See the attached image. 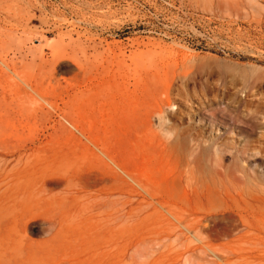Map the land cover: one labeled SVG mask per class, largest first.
<instances>
[{"label": "rangeland", "instance_id": "obj_1", "mask_svg": "<svg viewBox=\"0 0 264 264\" xmlns=\"http://www.w3.org/2000/svg\"><path fill=\"white\" fill-rule=\"evenodd\" d=\"M0 129V264H264V0H0Z\"/></svg>", "mask_w": 264, "mask_h": 264}, {"label": "bare ground", "instance_id": "obj_2", "mask_svg": "<svg viewBox=\"0 0 264 264\" xmlns=\"http://www.w3.org/2000/svg\"><path fill=\"white\" fill-rule=\"evenodd\" d=\"M59 55H60V51H59V50H57V49L52 50V56H51V57H52V60L56 61ZM49 75H50V74H49ZM29 87H30V86H29ZM30 88H31V87H30ZM40 88H41V87H40ZM116 89H118V88H116ZM37 90H38V89H37ZM39 90H40V89H39ZM40 91H41V90H40ZM128 91H129V90H128ZM176 91H177V90H176ZM170 92H171V94H172L173 91H170ZM36 93L38 94L40 100H41L44 104L48 105V107H50V108H52V109H56V107H57L58 104H57V101H56L53 97H49L48 95H44V94L42 93V91H41V92H38V91H37ZM119 93H120V92H119ZM129 93L133 94L131 91H130ZM129 93H128V94H129ZM177 93H178V91H177ZM177 93H176V94H177ZM128 94H127V95H128ZM111 95H112V94H111ZM124 95H125V94H124ZM124 95H123V97H126V96H124ZM119 96H120V95H119ZM119 96H117V97H119ZM128 96H129V95H128ZM128 96H127V97H128ZM131 96H132V95H131ZM114 97H116V96H114ZM120 97H121V96H120ZM129 97H130V96H129ZM164 97H165V96H164ZM165 98H166V97H165ZM119 99H120V98H119ZM111 100H112V98H111ZM120 100H123V99H120ZM164 100H165V99H164ZM171 100H172V99H171ZM103 101L105 102V100H103ZM173 101H174V100H173ZM106 102H107V101H106ZM106 102H105V103H106ZM123 102H124V101H123ZM121 103H122V102H121ZM162 103H163V102H162ZM162 103H161V104H162ZM173 103H174V102H173ZM173 103H172V104H173ZM107 104H108V103H107ZM126 104H127V103H126ZM167 105H168V104H167ZM233 105H234V104H233ZM38 106H39V105H38ZM105 106H106V105H105ZM114 106H115V105H114ZM118 106H119V105H118ZM129 106H131V105H129ZM39 107H40V106H39ZM100 107H101V106H100ZM110 107H111V106H110ZM121 107H122V106H121ZM169 107H170V106H169ZM171 107H172V105H171ZM171 107H170V108H171ZM206 107H207V106H206ZM108 108H109V107H108ZM118 108H120V107H117V109H118ZM125 108H126V107H125ZM125 108H124V109H125ZM162 108H163V107H162ZM106 109H107V108H106ZM103 110H104V109H103ZM48 111H49V110H48ZM52 111H53V110H52ZM65 111H67V113H65V114L62 113V114H63L62 117H63V119L69 124V126H70V127L76 132V133H78L80 136H82V137L86 140V142L90 143V144L93 146V148L95 147L97 150H99V151L101 152V153H100V152H99V153H100L101 155H103V156H104L109 162H112V163H114V164H115L116 162H121V161H120V158L118 157V155H117L115 152L111 151V150L109 149L108 145L106 144V142H108L109 140L107 141L106 138H102V137L100 136V134L103 133V132H101V133L99 134L98 130L94 127L93 124H92V125H91V124H89V125L87 124V122L85 121L84 117H82V115L84 114L83 112H82L83 114L81 113L82 115L80 116V115H79L77 112H75V111H71V110H69V112H68V110H65ZM108 111H110V110H108ZM112 111H113V110H112ZM118 111H119V110H118ZM120 111H121V110H120ZM56 112H57V111H56ZM61 112H63V111H61ZM79 112H80V111H79ZM156 112H158V111H156ZM231 112H232V111H231ZM85 113H86V112H85ZM118 113H119V112H118ZM158 113H159V112H158ZM54 114H55V113H54ZM100 115H101V114H100ZM116 115H117V114H116ZM116 115H115V116H116ZM123 115H124V113H123ZM123 115H122V116H123ZM236 115H237V114H236ZM236 115H235V116H236ZM55 116H57V115H55ZM110 116H111V115H110ZM117 116H120V115H117ZM103 117H104V116H103ZM112 117H113V114H112ZM120 117H121V116H120ZM125 117H126V116H125ZM59 118H61V117H59ZM160 118H161V117H160ZM63 119H62V120H63ZM165 119H166V118H165ZM64 120H63V121H64ZM102 120H103V119H102ZM107 120H108L109 123H111V124H107V126L110 127V129L112 130V128H111L110 125L114 124V121H115L116 119L110 117L109 119L107 118ZM161 122L164 123L163 120H161ZM165 122H166V120H165ZM162 123H161V124H162ZM99 124H101V123H99ZM167 124H168V123H167ZM167 124H165V126H166ZM59 126H60V125H59ZM63 126H64V125H62V127H63ZM170 126H172V125H170ZM170 126L168 125V127H170ZM62 127H59V128H62ZM104 127H105V125H104ZM112 127H113V126H112ZM166 127H167V126H166ZM113 128H114V127H113ZM170 128H171V127H170ZM170 128H169V129H170ZM172 128H174V127H172ZM166 129H168V128H166ZM0 130H1V129H0ZM63 130H64V129H63ZM66 130H67V128H66ZM66 130H65V132H66ZM171 130H172V129H171ZM174 130H175V128H174ZM1 131H2V130H1ZM74 131H73V132H74ZM103 131H105V130H103ZM107 131H108V129H107ZM61 132H62V130H61ZM105 132H106V131H105ZM105 132H104V133H105ZM166 132H167V131H166ZM168 132H169V130H168ZM168 132H167V133H168ZM70 133H71V132H70ZM167 133H166V135H167ZM169 133H170V132H169ZM57 134H58V133H57ZM61 134H62V133H61ZM63 134L65 135V133H63ZM68 134H69V132H68ZM106 134H107V133H106ZM110 134H111V131H110ZM110 134H109V135H110ZM170 134H171V133H170ZM170 134H168V135H170ZM111 135H112V134H111ZM170 136H172V134H171ZM170 136H169V137H170ZM63 137H64V136H63ZM66 137H67V136H66ZM68 137H69V136H68ZM71 137H72V136H71ZM69 138H70V137H69ZM167 138H168V137H167ZM72 139L75 140V138H72ZM168 139H169V138H168ZM68 140H69V139H68ZM74 140H72V141H74ZM192 141H193V143H194V140H192ZM192 141H191L190 143H192ZM80 143H81V142H80ZM200 143H201V142H200ZM196 145H198V144H196ZM196 145H195V147L197 148ZM199 145H200V144H199ZM202 145H203V144H202ZM189 146H191V145L189 144ZM246 147H247V146H246ZM167 148H168V145H167ZM203 148H204V147H203ZM96 149H95V150H96ZM113 149H114V147H113ZM164 149H165V148H164ZM197 149H198V148H197ZM243 149H244V148H243ZM247 149H248V148H247ZM245 150H246V149H245ZM249 150H250V149H249ZM195 151L198 152V150H195ZM242 152H243V151H242ZM246 152H247V151H246ZM251 152H252V151H251ZM193 153H194V152H193ZM119 154H120V153H119ZM243 154H244V153H243ZM246 154H247V153H246ZM248 154H249V153H248ZM250 154H251V153H250ZM260 154H262V153H260ZM194 155H196V154H193V156H194ZM255 156H256V155H255ZM261 156H263V155H261ZM96 157H97V156H96ZM122 157H123V156H122ZM177 157H178V155H177ZM201 157H202V156H201ZM248 157H249V156H248ZM183 158H184V157H183ZM185 158H186V157H185ZM121 159H122V158H121ZM178 159H179V158H178ZM99 160H100V159H99ZM123 160H126V159H123ZM178 161H179V160H177L176 162L179 163ZM102 162H103V161H102ZM126 162H127V160H126ZM126 162H123V163L125 164ZM130 162H131V161H130ZM199 162H200V161H199ZM0 163H1V162H0ZM187 163H188V162H187ZM1 164H2V163H1ZM6 164H8V163H6ZM114 164H113V165H114ZM116 164H117V163H116ZM180 164H181V163H180ZM180 164H178V165H180ZM202 164H203V163L201 162V166H202ZM118 165L121 166L120 164H118ZM188 165H189V164H188ZM218 165H219V164H217V166H218ZM108 166H109V165H108ZM119 166H118V167H119ZM125 166H126V164H125ZM176 166H177V165H176ZM219 166H220V165H219ZM4 167H5V166H4ZM105 167H106V166H105ZM109 167H110V166H109ZM135 167H136V166H135ZM177 167H178V166H177ZM182 167H183V166H182ZM193 167H195V166H193ZM198 167H200L199 164H198L197 168H198ZM106 168H107V167H106ZM115 168H116V165H115ZM132 168H133V167H132ZM204 168H206V167L204 166ZM220 168H221V167H220ZM235 168H236V167H235ZM243 168H244V166H243ZM120 169H121V167H120ZM130 169H131V168H130ZM180 169L182 170V168H180ZM187 169H188V168H187ZM200 169L203 170L202 168H200ZM200 169H199V171L197 170L199 173L201 172ZM109 170H111V169H109ZM113 170H114V169H113ZM128 170H129V169H128ZM131 170H132V169H131ZM134 170H135V169H134ZM176 170H177V169H175V170H173V171H176ZM205 170H206V169H205ZM217 170H218V173H217ZM235 170H236V169H235ZM11 171H12V170H11ZM120 171H121V170H120ZM125 171H126V170H125ZM138 171H140V170H138ZM179 171H180V170H179ZM179 171H178V172H179ZM197 171H195V172H197ZM203 171H204V170H203ZM215 171H216V173H215L216 176H219L218 174H219V173H220V174L222 173V172L219 171V169H216ZM239 171H240V170H239ZM239 171H238V172H239ZM245 171H246V169H245ZM245 171H244V172H245ZM111 172H112V170H111ZM131 172H132V171H131ZM135 172H136V170H135ZM178 172H177V173H178ZM182 172H183V171H182ZM205 172H206V171H205ZM207 172H209V171L207 170ZM207 172H206V174H207ZM211 172H212V170H211ZM233 172H234V169H233ZM233 172H231V173H233ZM242 172H243V171H242ZM115 173H117V172L115 171ZM127 173H128V172H127ZM132 173H133V172H132ZM137 173H138V172H137ZM140 173H141V171H140ZM180 173H181V171H180ZM180 173H179V174H180ZM186 173H187V171H186ZM199 173H198V174H199ZM202 173H203V172H202ZM246 173H247V172H246ZM106 174H107V173H106ZM113 174H114V173H113ZM125 174H126V173H125ZM171 174H172V172H171ZM182 174H183V173H182ZM203 174H204V173H203ZM203 174H202V175H203ZM208 174H212V173H208ZM215 174H214V176H215ZM237 174H238V173H237ZM239 174H240V172H239ZM243 174H244V173H243ZM104 175H105V174H104ZM110 175H111V174H110ZM110 175H107V176H110ZM169 175H170V174H169ZM172 175H173V174H172ZM180 175H181V174H180ZM195 175H196V174H195ZM195 175H194V176H195ZM202 175H201V177H202ZM233 175H235V174L233 173ZM233 175H232V177H234ZM240 175H242V174H240ZM247 175H248V174H247ZM247 175H245V176H247ZM123 176H125V175L123 174ZM137 176L139 177V175H137ZM173 176H174V175H173ZM173 176H171V177H173ZM182 176H183V175H181V177H182ZM206 176H207V175H206ZM221 176H222V175H221ZM224 176H226V174H225ZM248 176H249V175H248ZM113 177L116 178V177H115V174H114ZM125 177H126V176H125ZM169 177H170V176H169ZM171 177H170V178H171ZM188 177H189V176H188ZM188 177H186V178H188ZM195 177H196V176H195ZM222 177H223V176H222ZM229 177H230V176H229ZM229 177H228V178H229ZM249 177H250V176H249ZM117 178H118V177H117ZM117 178H116V179H117ZM140 178H141V176H140ZM170 178H169V179H170ZM177 178H178V177H177ZM183 178H184V177H183ZM207 178H208V177H207ZM218 178H220V176H219ZM246 178H247V177H246ZM251 178H252V177H251ZM173 179H175V178L173 177ZM178 179H179V178H178ZM180 179H181V178H180ZM180 179H179V180H180ZM190 179H191V178H190ZM215 179H216V177H215ZM238 179H239V178L237 177L236 181H234V182H237ZM240 179H241V178H240ZM243 179H244V178H243ZM146 180H147V179H146ZM176 180H177V179H176ZM209 180H210V179H209ZM226 180H227V179H226ZM226 180H225V181H226ZM230 180L232 181V180H235V179H232V178H231ZM245 180H247V179H245ZM248 180H250V179H248ZM252 180H253V179H252ZM252 180H250V181H252ZM256 180H257V179H256ZM134 181H135V180H134ZM138 181H139V180H138ZM140 181H141V180H140ZM168 181H169V180H168ZM172 181H173V180H172ZM187 181H188V180H187ZM216 181H217V180H216ZM222 181H223V180H222ZM163 182H164V181H163ZM175 182H176V181H174V183H175ZM226 182H227V181H226ZM234 182H232V183H234ZM243 182H244V181H243ZM247 182H249V181H247ZM252 182H255V181H252ZM260 182H261V181H260ZM132 183H133V182H132ZM134 183H135V182H134ZM143 183H144V182H143ZM167 183L169 184V182H167ZM171 183H172V182H171ZM177 183H179V182H177ZM183 183H184V182H183ZM230 183H231V182H230ZM232 183H231V184H232ZM244 183H245V182H244ZM249 183H251V182H249ZM249 183H248V184H249ZM261 183H262V182H261ZM168 184H167V185H168ZM191 184H192V183H191ZM262 184H263V183H262ZM171 185H173V184H171ZM177 185H178V184H177ZM180 185L182 186V184H180ZM186 185H187V184H186ZM224 185L226 186L225 183H224ZM233 185H234V184H233ZM233 185H232V186H233ZM243 185H244V184H243ZM255 185H256V184H255ZM263 185H264V184H263ZM173 186H174V185H173ZM228 186H229V185H228ZM235 186H238V185L235 184ZM249 186H250V185H249ZM257 186H258V188H259V185H257ZM168 187H169V185H168ZM183 187H184V186H183ZM183 187H182V188H183ZM185 187H186V186H185ZM185 187H184V188H185ZM239 187H240V186H239ZM239 187H238V188H239ZM241 187H242V186H241ZM250 187H251V188H254L253 185H251ZM263 187H264V186H263ZM171 188H172V186L170 187V189H171ZM174 188H175V187H174ZM174 188H173V189H174ZM176 188H177V187H176ZM182 188H180V189H182ZM188 188H189V187H188ZM225 188H226V187H225ZM243 188H244V187H243ZM243 188H242V189H243ZM166 189H167V188H166ZM166 189H165V190H166ZM170 189H169V190H170ZM227 189H228V188H227ZM246 189H247V188H246ZM246 189H245V190H246ZM256 189H257V187H256ZM148 190H149V188H148ZM171 190H172V189H171ZM174 190H175V189H174ZM177 190H178V188H177ZM184 190H185V189H184ZM218 190H219V189H218ZM236 190H237V189H236ZM239 190H240V189H239ZM239 190H238V191H239ZM243 190H244V189H243ZM248 190H252V189H248ZM259 190H261V189L259 188ZM166 191H167V190H166ZM179 191H180V190H178V193H179ZM182 191H183V190H182ZM212 191H213V190H212ZM253 191H254V190H253ZM263 191H264V190H263ZM173 192H174V191H173ZM188 192H189V191H188ZM198 192H199V191H198ZM206 192H207V190H206ZM208 192H209V191H208ZM230 192H231V190H230ZM244 192H245V191H244ZM162 193H163V192H162ZM176 193H177V192H176ZM180 193H181V192H180ZM180 193H179V194H180ZM221 193H222V191H221ZM251 193H252V192H250V194H251ZM253 193H254V192H253ZM183 194H184V193H183ZM209 194H210V193H209ZM218 194H219V193H218ZM163 195H164V193H163ZM171 195H172V194H171ZM173 195H175V194H173ZM177 195H178V194H177ZM181 195H182V194H181ZM184 195H185V194H184ZM220 195H221V194H220ZM223 195H224V194H223ZM232 195H234V194H232ZM161 196H162V195H161ZM198 196H199V195H198ZM209 196H210V195H209ZM212 196H217V195H213V194H212ZM149 197H150V196H149ZM204 197H205V196H204ZM210 197H211V196H210ZM234 197H235V196H234ZM237 197H238V196H237ZM244 197H245V196H244ZM258 197H259V196H258ZM166 198H167V197H166ZM205 198H206V197H205ZM231 198H232V197H231ZM245 198H246V197H245ZM249 198H250V197H249ZM110 199H112V198H110ZM151 199H152V198H151ZM161 199H163V198L161 197ZM186 199H187V196H186ZM206 199H207V198H206ZM212 199H214V197H212ZM234 199H235V198H234ZM237 199H238V198H236V200H237ZM256 199H257V198H256ZM196 200H197V199H196ZM225 200H226V199H225ZM230 200H231V199H230ZM238 200H239V199H238ZM241 200H242V198H241ZM259 200H260V199H259ZM111 201H112V200H111ZM165 201H166V200H165ZM202 201H203V200H202ZM221 201H222V200H221ZM239 201H240V200H239ZM244 201H245V200H244ZM253 201H255V200H253ZM260 201H261V200H260ZM260 201H259V202H260ZM117 202H118V201H117ZM117 202H116V203H117ZM203 202H204V201H203ZM203 202H202V203H203ZM248 202H249V201H248ZM251 202H252V201H251ZM257 202H258V201H257ZM263 202H264V201H263ZM223 203H224V202H223ZM225 203H226V201H225ZM249 203H250V202H249ZM253 203H256V202H253ZM253 203H252V204H253ZM188 204H189V203H188ZM233 204H234V203H233ZM228 205H229V204H228ZM234 205H235V204H234ZM237 205H238V204H237ZM255 205H256V204H255ZM258 205H259V204H258ZM105 206H106V205H105ZM215 206H216V205H215ZM217 206H218V205H217ZM238 206H239V205H238ZM238 206H237V208H238ZM246 206H247V205H246ZM222 207H223V206H222ZM243 207H244V205H243ZM248 207H249V206H248ZM252 207H253V206H252ZM256 207H257V205H256ZM171 208H172V207H171ZM171 208H170V209H171ZM233 208H234V207H233ZM254 208H255V207H254ZM161 209H162V208H161ZM168 209H169V208H168ZM258 209H259V208H258ZM231 212H232V211H231ZM234 212H235V211H234ZM245 212H246V211H245ZM245 212H244V213H245ZM167 213H169V212H167ZM196 213H197V212H196ZM220 213H221V212H220ZM225 213H227V212H225ZM225 213H224V214H225ZM228 213H229V212H228ZM237 213H238V212H237ZM199 214H200V213H199ZM231 214H232V213H231ZM222 215H223V214H222ZM222 215H220V216H222ZM211 216H212V215H211ZM229 216H230V215H229ZM235 216H236V215H235ZM188 217H189V216H188ZM204 217H205V216H204ZM204 217L202 216V218H204ZM218 217H219V216H218ZM222 217H223V216H222ZM227 217H228V215H227ZM227 217H226V218H227ZM202 218H200V220H201ZM223 218H224V217H223ZM223 218H222V219H223ZM235 218H236V217H235ZM187 219H188V218H187ZM195 219H196V217H195ZM195 219H194V217H193L192 220H195ZM198 219H199V218H197V220H198ZM208 219H209V218H208ZM212 219H213V217H212ZM231 219H232V218H231ZM233 219H234V218H233ZM228 220H230V218H229ZM234 220H235V219H234ZM186 221H188V220H186ZM186 221H183V222H186ZM195 221H196V220H195ZM211 221H212V220H211ZM189 222H190V221H189ZM201 222H202V221H201ZM232 222H233V221H232ZM181 223H182V222H181ZM236 223H237V222H236ZM184 224L186 225V223H184ZM196 224H197V223H196ZM200 224H201V223H200ZM178 225H179V223H178ZM191 225H192V224H191ZM213 225H214V224H213ZM229 225H230V224H229ZM183 226H184V225H183ZM189 226H190V225H189ZM196 226H197V225H196ZM196 226H192V227H196ZM214 226H216V225H214ZM237 226H238V225H237ZM202 227H203V226H201V228H202ZM234 227H235V226H234ZM241 227H242V226H241ZM241 227H240V228H241ZM184 228L187 229L186 226H184ZM198 228H199V227H198ZM198 228H197V229H198ZM242 228H243V227H242ZM190 229H191V228H190ZM222 229H223V228H221V230H222ZM225 229H226V228H225ZM238 229H239V228H238ZM227 230H228V229H227ZM232 230H233V229H232ZM232 230H231V232H232ZM207 231L210 232L209 230H207ZM216 231H217V230H216ZM216 231H215V233H216ZM219 231H220V229H219ZM223 231H224V230H223ZM223 231H222V232H223ZM233 231H235V230H233ZM195 232H196V231H195ZM225 232H226V231H225ZM231 232H230V233H231ZM190 233H191V232H190ZM217 233H218V232H217ZM218 234H219V233H218ZM222 234H223V233H222ZM224 234H225V233H224ZM215 235H216V234H215ZM228 235H229V234H228ZM230 235H231V234H230ZM202 236H203V234H202ZM204 236H205V235H204ZM206 236H209V234L206 235ZM218 238H219V237H218ZM218 238H217V239H218ZM200 239H201V238H200Z\"/></svg>", "mask_w": 264, "mask_h": 264}]
</instances>
